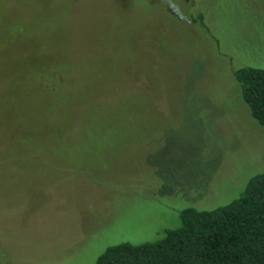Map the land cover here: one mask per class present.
Segmentation results:
<instances>
[{
	"label": "rangeland",
	"instance_id": "374dc122",
	"mask_svg": "<svg viewBox=\"0 0 264 264\" xmlns=\"http://www.w3.org/2000/svg\"><path fill=\"white\" fill-rule=\"evenodd\" d=\"M246 66L262 0H0V264H97L238 199Z\"/></svg>",
	"mask_w": 264,
	"mask_h": 264
},
{
	"label": "trees",
	"instance_id": "16d2710c",
	"mask_svg": "<svg viewBox=\"0 0 264 264\" xmlns=\"http://www.w3.org/2000/svg\"><path fill=\"white\" fill-rule=\"evenodd\" d=\"M234 77L264 128V69L242 67ZM97 264H264V172L235 201L213 210L186 209L181 226L161 241L110 247Z\"/></svg>",
	"mask_w": 264,
	"mask_h": 264
}]
</instances>
